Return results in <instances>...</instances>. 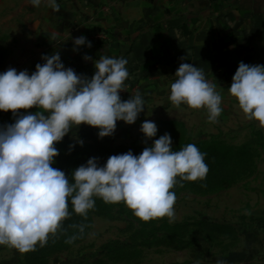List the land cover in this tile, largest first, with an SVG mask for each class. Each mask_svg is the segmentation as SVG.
<instances>
[{"label":"clouds","instance_id":"9594fccd","mask_svg":"<svg viewBox=\"0 0 264 264\" xmlns=\"http://www.w3.org/2000/svg\"><path fill=\"white\" fill-rule=\"evenodd\" d=\"M59 11L57 0H44ZM39 6L42 0H29ZM57 33L51 34L55 40ZM91 41L85 35L74 38L75 46ZM86 60L92 57L85 54ZM43 63L35 70L9 67L0 72V110H12L14 122L0 125V245L21 252L42 247L62 228V222L75 213L87 217L95 198L105 203L125 202L143 220L167 216L174 218L176 193L181 181L203 179L208 172L206 153L188 143L173 150L172 136L165 132L143 148L110 155L104 164L90 157L68 174L54 166L60 142L82 122L99 129L98 136L112 135L117 121L134 123L145 110V100L137 91L122 99L120 91L129 77L127 58L101 54L93 61L89 78L65 67L59 51L42 54ZM184 60V58H181ZM170 84L169 100L176 107L186 104L205 108L209 121L222 113V94L200 67L181 62ZM229 93L248 119L264 125V64L240 61L228 87ZM36 107V111H25ZM140 131L146 138L156 137L158 127L144 120ZM83 144L82 139H77ZM78 227L80 233L84 225ZM75 239L69 238L68 242ZM194 264H200L197 260ZM215 264H226L217 259Z\"/></svg>","mask_w":264,"mask_h":264},{"label":"crops","instance_id":"0c3cea01","mask_svg":"<svg viewBox=\"0 0 264 264\" xmlns=\"http://www.w3.org/2000/svg\"><path fill=\"white\" fill-rule=\"evenodd\" d=\"M53 11L44 0H0V72L9 67L35 70L42 54L59 51L65 67L89 78L93 61L101 54L127 58L125 81L128 99L137 91L145 110L128 124L117 121L112 135L100 138L99 129L81 123L65 136L86 142L125 144L140 133L144 120L193 122L212 127H261L248 119L228 87L240 61L264 64V0H57ZM57 33L55 40L51 34ZM85 35L91 47L75 46L74 38ZM85 54L92 57L86 60ZM184 58L182 60L181 58ZM181 62L204 70L222 94L223 111L215 122L205 108L186 104L176 107L169 100L170 84ZM36 107L25 111H36ZM253 256L264 257V230L250 236Z\"/></svg>","mask_w":264,"mask_h":264},{"label":"rangeland","instance_id":"374dc122","mask_svg":"<svg viewBox=\"0 0 264 264\" xmlns=\"http://www.w3.org/2000/svg\"><path fill=\"white\" fill-rule=\"evenodd\" d=\"M20 112V111H19ZM12 110H0V125L14 122ZM157 135L138 132L125 144L77 142L65 136L56 143L54 166L70 175L72 169L99 158L102 165L124 148L143 149L168 132L173 149L194 143L206 153L208 172L194 181L178 177L174 218L143 220L125 202L109 203L103 213L97 207L87 217L74 212L62 222L44 246L21 252L0 245V264H264V257L249 252L250 235L264 230V127L201 126L176 120L157 121ZM134 154L139 152L133 151ZM72 182L71 175L69 176ZM95 199H101L96 197ZM84 225L83 233L73 225ZM75 236L71 242L69 238ZM108 249V251H107Z\"/></svg>","mask_w":264,"mask_h":264},{"label":"trees","instance_id":"16d2710c","mask_svg":"<svg viewBox=\"0 0 264 264\" xmlns=\"http://www.w3.org/2000/svg\"><path fill=\"white\" fill-rule=\"evenodd\" d=\"M188 144L187 142L184 143H180V146L177 149H173V150H179L180 148H182L184 145ZM198 145V144H196ZM123 150H132V151H137V152H141L143 149H136V148H124ZM95 207H97V211L99 213H103L105 211H107L108 209H111V206L109 203H105L102 199H95ZM108 251V249H107Z\"/></svg>","mask_w":264,"mask_h":264},{"label":"built area","instance_id":"2783aa9c","mask_svg":"<svg viewBox=\"0 0 264 264\" xmlns=\"http://www.w3.org/2000/svg\"><path fill=\"white\" fill-rule=\"evenodd\" d=\"M127 88H124V90H121L120 91V95L121 96H123V95H125L126 93H127V90H126Z\"/></svg>","mask_w":264,"mask_h":264}]
</instances>
